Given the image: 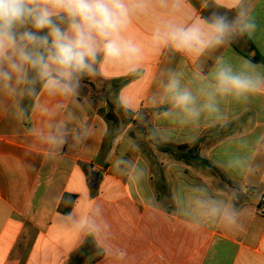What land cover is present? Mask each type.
<instances>
[{"label": "crops", "instance_id": "obj_1", "mask_svg": "<svg viewBox=\"0 0 264 264\" xmlns=\"http://www.w3.org/2000/svg\"><path fill=\"white\" fill-rule=\"evenodd\" d=\"M250 5V36L188 55L156 42V30L233 18L231 0H135L123 34L141 49L131 62L103 65L74 98L40 89L26 116L22 97L0 94V264H264V95L222 99V115L198 124L160 115L173 72L197 89L220 62L264 68V0ZM101 98L135 124L112 137ZM60 126L69 145L47 140ZM182 146L215 172L178 158ZM64 194L74 196L68 214L58 212Z\"/></svg>", "mask_w": 264, "mask_h": 264}, {"label": "clouds", "instance_id": "obj_2", "mask_svg": "<svg viewBox=\"0 0 264 264\" xmlns=\"http://www.w3.org/2000/svg\"><path fill=\"white\" fill-rule=\"evenodd\" d=\"M135 0H0V94L13 99L39 95L74 98L85 78L117 61L131 62L141 49L123 35ZM236 15L215 14L188 26L167 24L153 39L181 54L222 47L256 29L250 0H231ZM135 71V69H134ZM160 115L172 123L198 124L222 115L220 100L247 101L264 95V68L241 58L220 62L212 82L194 89L179 74L162 82ZM48 142L69 145L62 126Z\"/></svg>", "mask_w": 264, "mask_h": 264}, {"label": "trees", "instance_id": "obj_3", "mask_svg": "<svg viewBox=\"0 0 264 264\" xmlns=\"http://www.w3.org/2000/svg\"><path fill=\"white\" fill-rule=\"evenodd\" d=\"M83 82H88V78H85ZM37 89L38 91H40V85H37ZM35 97H22L21 108L24 116L28 114ZM101 101L104 105L102 108L99 109V111L108 123L110 131L112 130V137H114L115 134L124 129L130 123L135 124V121L131 118V112L128 109L109 101L107 98H101ZM162 109L163 108H159L157 109V111ZM129 135L134 137L135 132L129 131ZM182 148L187 150L178 155V158L185 161L197 162V165L202 166L203 168L209 170L212 173L215 172V168L210 166L204 159L199 156L198 151L194 146H182ZM163 150L169 152L168 147H164ZM83 168H85V166H83ZM73 202V195L64 194L59 201L58 212L62 214H68L72 208Z\"/></svg>", "mask_w": 264, "mask_h": 264}, {"label": "rangeland", "instance_id": "obj_4", "mask_svg": "<svg viewBox=\"0 0 264 264\" xmlns=\"http://www.w3.org/2000/svg\"><path fill=\"white\" fill-rule=\"evenodd\" d=\"M97 79H98V78H97ZM97 81H98L99 83H102V82L99 81V79H98ZM133 125H134V124H133ZM136 129H137V128L134 127V128H133L132 130H130V131L136 132Z\"/></svg>", "mask_w": 264, "mask_h": 264}]
</instances>
